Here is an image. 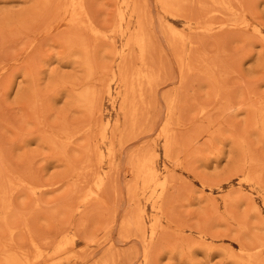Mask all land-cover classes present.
Instances as JSON below:
<instances>
[{
	"label": "rangeland",
	"instance_id": "1",
	"mask_svg": "<svg viewBox=\"0 0 264 264\" xmlns=\"http://www.w3.org/2000/svg\"><path fill=\"white\" fill-rule=\"evenodd\" d=\"M11 261L264 264V0H0Z\"/></svg>",
	"mask_w": 264,
	"mask_h": 264
},
{
	"label": "bare ground",
	"instance_id": "2",
	"mask_svg": "<svg viewBox=\"0 0 264 264\" xmlns=\"http://www.w3.org/2000/svg\"><path fill=\"white\" fill-rule=\"evenodd\" d=\"M79 1H80V0H79ZM196 4H197V3H196ZM75 13H77V12H75ZM81 16H82V15H81ZM137 42H138L139 44L142 43V42H143V38L139 36L138 39H137ZM87 47H88V46H87ZM130 48H131V47H130ZM137 75H138V74H137ZM135 77H137V76H135ZM146 81H147V83H149V80H146ZM131 86H132V83H131ZM142 86H143V85H142ZM143 87H144V86H143ZM140 89H141V88H140ZM133 92H134V91H133ZM141 92H142V91H141ZM141 92H137V93H140V94H141ZM137 93H136V94H137ZM128 96H129V95H128ZM94 98H95V97H94ZM131 98H132V97H131ZM132 103H133V101H132ZM132 103H131V101H130V104H129V105H130V106L133 105ZM133 112H134V109H133ZM133 114H134V113H133ZM169 133H170V132H169ZM166 135H167V134H166ZM101 138H102V137H101ZM170 139H171V138H170ZM166 140H167V139H166ZM166 143H167V142H166ZM168 144H169V143H168ZM165 148H166V146H165ZM89 149H90V148H89ZM168 149H169V148H168ZM97 152H98V151H97ZM91 155H92V154H91ZM144 250H145V249H144ZM144 253H145V252H144ZM29 260H30V259H29ZM10 263H11V264H14V261H11ZM104 264H105V263H104Z\"/></svg>",
	"mask_w": 264,
	"mask_h": 264
}]
</instances>
